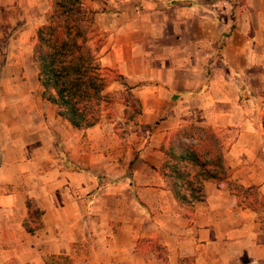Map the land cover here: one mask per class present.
Segmentation results:
<instances>
[{
    "label": "crops",
    "instance_id": "1",
    "mask_svg": "<svg viewBox=\"0 0 264 264\" xmlns=\"http://www.w3.org/2000/svg\"><path fill=\"white\" fill-rule=\"evenodd\" d=\"M234 1L81 0L114 78L112 116L92 127L34 89L0 88V264H264V197L251 199L264 194V0ZM50 9L0 0V17L25 19L9 42L32 58ZM9 75L0 82L21 81ZM190 129L216 135L226 177L203 181L187 214L159 170ZM27 201L41 212L34 233Z\"/></svg>",
    "mask_w": 264,
    "mask_h": 264
},
{
    "label": "trees",
    "instance_id": "2",
    "mask_svg": "<svg viewBox=\"0 0 264 264\" xmlns=\"http://www.w3.org/2000/svg\"><path fill=\"white\" fill-rule=\"evenodd\" d=\"M80 2L50 0L46 22L36 31L32 60L41 99L54 106L56 115L73 128L85 129L97 124L113 103L106 89L114 78L100 66L101 41L94 37L91 19L76 11ZM125 101L131 103L132 116L139 112L134 98L128 95ZM262 125L264 128V112ZM163 151L167 160L160 174L174 199L190 214L193 204L204 198L203 181L226 177L216 135L204 129L178 132ZM26 207L24 227L34 233L41 227V212L30 201ZM54 259L70 264L68 258Z\"/></svg>",
    "mask_w": 264,
    "mask_h": 264
},
{
    "label": "rangeland",
    "instance_id": "3",
    "mask_svg": "<svg viewBox=\"0 0 264 264\" xmlns=\"http://www.w3.org/2000/svg\"><path fill=\"white\" fill-rule=\"evenodd\" d=\"M236 2L237 0L234 1V3ZM46 14L47 13L44 14V19ZM31 21L32 22L30 23V25L34 26L38 21H40V19L34 17L31 18ZM22 22H25V19L23 17H19V18L8 17V16L0 17V73L3 74V77L5 76L6 78H8V76H10L9 74L13 73V71L14 72L20 71L21 73L20 82L18 83L17 81L16 82L9 81L7 83L0 82L1 84L0 88L1 89L20 88L21 90L34 89L36 90L35 92L37 93V95L41 96V88L38 82H37L38 84L37 86L39 87V90L37 87H36L37 89H35V86L32 85V81L34 80L33 77H35V74L37 73L36 71L37 69L32 61L31 54L29 56L28 48L25 50H21L18 47H16L14 43L9 42L11 41V39H13V37H15L14 31L12 30L18 27V24H21ZM94 37L96 38V40L101 41V39L97 37V34H95ZM33 41L34 39H30L28 43L29 50L30 48L32 49ZM6 56H10L13 59V61L18 59L22 60L23 64H21L20 66L14 65V67L5 65L4 57ZM104 116L110 119L112 116L110 110L109 112L108 110L105 111L101 118H103ZM259 196L264 197V194L255 192L251 195V199L252 200L257 199L259 201Z\"/></svg>",
    "mask_w": 264,
    "mask_h": 264
}]
</instances>
